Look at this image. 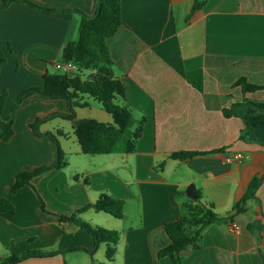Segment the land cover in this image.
Returning a JSON list of instances; mask_svg holds the SVG:
<instances>
[{
    "label": "crops",
    "instance_id": "0c3cea01",
    "mask_svg": "<svg viewBox=\"0 0 264 264\" xmlns=\"http://www.w3.org/2000/svg\"><path fill=\"white\" fill-rule=\"evenodd\" d=\"M33 1L44 8L87 15H93L98 4L97 0ZM193 4L194 0H122L124 25L107 42L114 74L135 108L134 129L146 118L134 153L90 156L82 154L79 146L72 152L74 163L68 158L66 168L43 173L32 179L34 187L13 194L19 173L56 161L54 142L36 136L30 125L37 118L69 112L65 100L39 95L20 104L14 136L0 141V200L12 201L15 208L0 211V263L12 251L74 247L96 249L94 258L106 262L105 244L96 248L88 231L72 222L60 223L55 215L71 216L108 194L125 202L122 219L94 210L79 217L121 233L111 264H174L169 256L160 259L158 252L170 244L165 225L187 214L185 204L197 201L187 195L191 185L203 202L212 203L216 213L227 217L203 231L200 248L182 264L264 262V182L258 200H249L244 212L233 210L251 181L264 176V145L240 140L243 121L224 114L244 96L264 101V89L244 95L237 85L245 78L264 87V0H208L186 22ZM80 21L78 13H43L23 3L0 9V53L5 59L0 91L8 92L3 120L22 92L41 88L45 75L60 73L58 67L65 64L62 51L78 38ZM197 57L201 68L189 72L201 82V90L188 80L186 67V60ZM84 101L88 106L77 108L78 118L113 121L105 110ZM48 124H42L40 131L60 130L62 137L67 135L63 128L51 130ZM256 137L264 144V116ZM176 152L199 155L177 161L170 158ZM237 153L243 158L223 163L226 156ZM38 195L48 213L40 211ZM18 264H92V258L85 251L61 252Z\"/></svg>",
    "mask_w": 264,
    "mask_h": 264
},
{
    "label": "trees",
    "instance_id": "16d2710c",
    "mask_svg": "<svg viewBox=\"0 0 264 264\" xmlns=\"http://www.w3.org/2000/svg\"><path fill=\"white\" fill-rule=\"evenodd\" d=\"M208 0H194L186 22H190L193 16L202 10ZM14 3H23L43 13L69 12L81 14L78 27V38L70 42L62 51L63 60L66 63L75 64L78 69L73 74L57 73L45 75V84L41 88H31L22 92L15 100L11 115L7 120L2 119V112L8 97L7 91H0V141L8 142L14 136L15 115L20 104L33 95H39L45 99L65 100L69 106L68 113H54L48 117L37 118L31 125V129L38 137H48L56 145V161L49 165L39 166L31 171H23L16 176L11 192L16 194L25 186L34 187L31 184L33 178L53 169H64L68 166L65 153L62 151L58 138L54 133L41 132L42 124L61 118L72 123L74 134L80 146V152L84 155H110L131 154L136 151L137 142L142 136V130L146 118L140 121L139 126L134 129L137 120L135 108L126 97V88L121 79L114 74V61L108 46V39L113 37L118 29L124 25L122 18V0H97V10L93 15H87L79 10L71 9H49L37 5L33 0H0V9H6ZM5 62L0 53V70ZM188 80L199 90L202 89L201 82H196L190 74L192 68H201V58L186 60ZM89 71L88 75L83 73ZM201 71V70H199ZM242 88L244 95L264 89L262 86L251 84L242 78L237 83ZM96 100L101 104L103 110L112 116L111 123H102L95 119H80L77 117V108L87 107L84 98ZM226 117H238L244 123L240 134V140L247 143L262 144L256 137V128L264 116V101L253 100L244 96L239 103L224 110ZM58 134L63 133L58 130ZM199 153L176 152L170 155L171 159L183 161L187 158L197 156ZM164 167V163L160 166ZM75 179H78L76 176ZM89 185V181H85ZM264 182V176L255 177L242 198L233 208L234 212L245 211L249 200H258L257 192ZM181 196V194H178ZM40 211H46L45 203L40 195ZM123 200L108 194H102L93 203L77 210L71 216L55 215L60 223L72 222L79 228L88 231L94 238L96 248L100 244L106 245V262H99L94 258L96 249L86 250L74 247L64 251L46 252L42 250H26L23 252L12 251L2 259L1 264H18L30 258L50 257L61 252L85 251L92 258V264H111L117 255V246L121 233L117 230H109L100 226H93L79 217L87 210L98 213H106L114 218L124 217ZM187 214L177 220L167 223L165 231L170 239V244L158 252V257L169 256L174 264H182L187 256L200 248L203 231L212 224H220L227 216L219 215L214 210L212 203H206L199 196L196 203L185 204ZM14 204L8 199L0 200V211L14 212ZM261 227V225H259ZM264 264V262H262Z\"/></svg>",
    "mask_w": 264,
    "mask_h": 264
},
{
    "label": "rangeland",
    "instance_id": "374dc122",
    "mask_svg": "<svg viewBox=\"0 0 264 264\" xmlns=\"http://www.w3.org/2000/svg\"><path fill=\"white\" fill-rule=\"evenodd\" d=\"M86 99L89 100V102L93 103V105L95 107H99V108L103 109L101 104H99V102H97L96 100L90 99L88 97H86ZM93 109L94 108H88L87 111H94ZM59 119H61V118H59ZM59 119L54 120L52 122L48 121V123H49L48 126L51 128V130H57V129L63 128L62 130H64V132L67 134L66 136L62 137V135L58 134V130L55 131L54 134L60 140V142L63 145V148L65 149V151L67 153V155H65L66 159L68 160V158H69L72 161V163H74L75 162L74 161L75 156L72 154V152H74L75 149L79 150V144H78L76 136L74 134L72 123L68 120H63V119L59 120Z\"/></svg>",
    "mask_w": 264,
    "mask_h": 264
},
{
    "label": "built area",
    "instance_id": "2783aa9c",
    "mask_svg": "<svg viewBox=\"0 0 264 264\" xmlns=\"http://www.w3.org/2000/svg\"><path fill=\"white\" fill-rule=\"evenodd\" d=\"M59 71L60 73H67V74H73L77 71L78 67L73 64V63H66L63 65V66H59ZM243 158V154L241 153H237L236 155L234 156H226L224 159H223V163H230L234 160H239V159H242ZM233 229L235 231L238 230V225L234 224L233 225Z\"/></svg>",
    "mask_w": 264,
    "mask_h": 264
},
{
    "label": "water",
    "instance_id": "95a60500",
    "mask_svg": "<svg viewBox=\"0 0 264 264\" xmlns=\"http://www.w3.org/2000/svg\"><path fill=\"white\" fill-rule=\"evenodd\" d=\"M187 195L192 200H198V198H199V195L197 193V189L194 185L189 186V188L187 189Z\"/></svg>",
    "mask_w": 264,
    "mask_h": 264
}]
</instances>
